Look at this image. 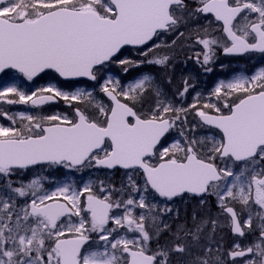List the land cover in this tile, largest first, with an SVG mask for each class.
I'll return each instance as SVG.
<instances>
[{
  "label": "snow or ice",
  "instance_id": "6c2138e0",
  "mask_svg": "<svg viewBox=\"0 0 264 264\" xmlns=\"http://www.w3.org/2000/svg\"><path fill=\"white\" fill-rule=\"evenodd\" d=\"M183 46L205 72L218 51L264 56V0H0V74L53 81L14 80L0 102L71 109L0 110V264H264V66L206 98L187 77L169 93ZM36 166L98 175L45 191L21 179ZM177 198L196 200L191 223Z\"/></svg>",
  "mask_w": 264,
  "mask_h": 264
},
{
  "label": "rangeland",
  "instance_id": "374dc122",
  "mask_svg": "<svg viewBox=\"0 0 264 264\" xmlns=\"http://www.w3.org/2000/svg\"><path fill=\"white\" fill-rule=\"evenodd\" d=\"M169 40L171 37L168 38ZM220 52V51H219ZM193 55V49L188 46H183L177 49L176 57L174 60V69L171 71L173 82L171 85L165 84V88L169 93L174 92L177 88L182 86V81L185 77L189 78L192 83L195 84V92H199L203 97L210 95L211 90L214 86L221 80L228 81L234 78L239 74H252L258 67L264 66V56L254 57L248 56L239 60L224 59L220 57L218 52L216 53V59L209 67H211L210 72H205L202 67L197 65L194 60L188 59L189 56ZM121 58H128L132 60L140 59L136 50L135 51H126L123 53ZM112 73L119 75L122 79V82L132 81L134 78L139 76L142 73H151L155 75L161 82L164 81L165 76L162 71L154 66L143 65L140 68H133L131 71L124 75L120 68L117 65H112L109 69ZM15 82L22 88V90L30 93L36 88L46 86L48 83L53 82L48 76H44L38 83H29L23 79L16 78L14 75L2 76L0 77V87H3L7 84ZM61 86L64 87L65 84L60 82ZM76 87H85L88 88L90 85H72L71 88H65V90H75ZM195 92L190 91L185 104L192 102ZM0 110L7 111L11 114L25 112L33 115H50L56 112L71 114V109L68 108L63 101H59V104L54 107H46L44 109H32L28 105L16 104L8 105L0 102ZM10 122L2 117H0V126H9ZM98 175L95 170L85 171L82 175L80 173L68 172L62 168L58 169H46L45 167H39L35 169H29L21 179L29 181L32 178L39 177L42 179L44 190L50 191L54 190L58 183L71 180L76 186H81L83 182H86L88 179L93 178ZM103 178V177H102ZM109 179L112 180L115 184H120L122 180L121 173L117 172L115 175L109 176ZM190 203V204H189ZM210 203L211 198H210ZM188 205V206H187ZM183 204L182 200L174 202V210L178 209L180 213V220L183 221L187 219L191 223V213L193 209L197 206L196 203L193 205V202H188V204ZM212 211L215 212L216 209L213 206ZM169 222L172 221V217H165ZM175 226V222H173Z\"/></svg>",
  "mask_w": 264,
  "mask_h": 264
},
{
  "label": "flooded vegetation",
  "instance_id": "af4514ba",
  "mask_svg": "<svg viewBox=\"0 0 264 264\" xmlns=\"http://www.w3.org/2000/svg\"><path fill=\"white\" fill-rule=\"evenodd\" d=\"M180 200H182V199H176L175 201H180ZM191 201L193 202V205L196 203V200H194V199H189V200H187V201L182 200L183 204H185V205H187L188 202H191ZM189 204H190V203H189ZM187 206H188V205H187ZM220 235H222L223 238H224V247H225V248L229 247V246L232 244L233 240L235 239V238H234V237L228 232V230H227L226 228L223 230L222 233H220Z\"/></svg>",
  "mask_w": 264,
  "mask_h": 264
},
{
  "label": "water",
  "instance_id": "95a60500",
  "mask_svg": "<svg viewBox=\"0 0 264 264\" xmlns=\"http://www.w3.org/2000/svg\"><path fill=\"white\" fill-rule=\"evenodd\" d=\"M258 54V53H257ZM222 55L223 56H228V55H224L223 53H222ZM1 75V74H0ZM83 80V79H82ZM87 81V80H86ZM90 82V81H89ZM55 103H57V102H53V103H48V104H55ZM48 104H46V105H48ZM45 106V105H44ZM37 167V166H36Z\"/></svg>",
  "mask_w": 264,
  "mask_h": 264
},
{
  "label": "trees",
  "instance_id": "16d2710c",
  "mask_svg": "<svg viewBox=\"0 0 264 264\" xmlns=\"http://www.w3.org/2000/svg\"><path fill=\"white\" fill-rule=\"evenodd\" d=\"M17 78H19V77H17Z\"/></svg>",
  "mask_w": 264,
  "mask_h": 264
}]
</instances>
